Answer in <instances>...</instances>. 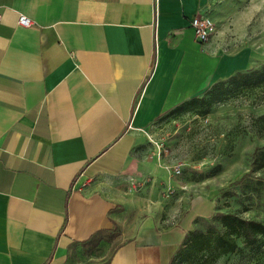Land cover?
I'll return each instance as SVG.
<instances>
[{"label":"crops","instance_id":"1","mask_svg":"<svg viewBox=\"0 0 264 264\" xmlns=\"http://www.w3.org/2000/svg\"><path fill=\"white\" fill-rule=\"evenodd\" d=\"M209 6L0 0V264H170L215 214L246 167L180 182L146 155L161 117L253 67L195 41ZM147 174L171 183L164 197L120 182Z\"/></svg>","mask_w":264,"mask_h":264},{"label":"rangeland","instance_id":"2","mask_svg":"<svg viewBox=\"0 0 264 264\" xmlns=\"http://www.w3.org/2000/svg\"><path fill=\"white\" fill-rule=\"evenodd\" d=\"M206 17L215 25L207 42L213 41L224 54L244 53L252 60L250 69L264 64V0H210ZM197 111L200 110L168 113L157 121V133L147 145L151 165L147 168L163 171L180 182H196L215 172L232 171L238 164L246 167L243 177L233 180L219 193V208L224 213L264 224V162L251 164L255 149L264 146V138L252 125L254 118L264 114V99L256 93L225 100L222 106H212L206 122ZM176 166L179 174L173 171ZM189 171L199 173L198 177L187 174ZM120 182L134 198H151L154 192L164 197L171 184L154 181V174H147L142 182L138 177ZM210 222L211 219L199 220L195 228L204 230ZM238 246V252L213 262L207 253L186 258L178 254L170 264H264V244L254 250L244 248L240 241Z\"/></svg>","mask_w":264,"mask_h":264},{"label":"trees","instance_id":"3","mask_svg":"<svg viewBox=\"0 0 264 264\" xmlns=\"http://www.w3.org/2000/svg\"><path fill=\"white\" fill-rule=\"evenodd\" d=\"M256 93L264 99V64L259 68L236 72L225 80L214 83L202 96L181 104L170 113L179 115L193 110H200L196 114L199 118L205 119L209 117L212 106H222L225 100L250 97ZM252 125L255 127L257 134L264 138V114L254 118ZM257 161L264 162V146L255 149L253 153L251 164ZM216 173L204 176L196 182L214 177L217 175ZM246 173L247 171L240 177H243ZM187 174L198 177L199 173L189 171ZM217 199H219V196H217ZM210 219L211 222L206 225L204 230L195 228L199 221L196 220L194 229L187 233L176 256L179 254L181 257L186 258L207 253L211 257V262H213L221 256L238 252V241L243 244L244 248L252 250L260 249L261 245L264 244V224L241 218L233 213L222 212L218 200L215 214Z\"/></svg>","mask_w":264,"mask_h":264},{"label":"built area","instance_id":"4","mask_svg":"<svg viewBox=\"0 0 264 264\" xmlns=\"http://www.w3.org/2000/svg\"><path fill=\"white\" fill-rule=\"evenodd\" d=\"M18 24L22 27H30L31 21L24 16H19ZM190 27L193 29L195 41L199 44H205L213 33L215 25L207 17L196 15L191 19ZM204 122H206V119ZM173 171L175 174L180 173L177 166L173 169Z\"/></svg>","mask_w":264,"mask_h":264}]
</instances>
